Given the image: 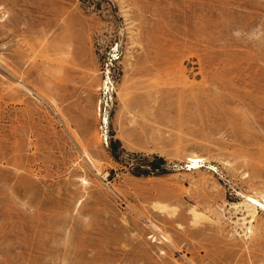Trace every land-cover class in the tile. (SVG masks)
<instances>
[{"label":"rangeland","instance_id":"obj_1","mask_svg":"<svg viewBox=\"0 0 264 264\" xmlns=\"http://www.w3.org/2000/svg\"><path fill=\"white\" fill-rule=\"evenodd\" d=\"M263 187L264 0H0V264H264Z\"/></svg>","mask_w":264,"mask_h":264},{"label":"bare ground","instance_id":"obj_2","mask_svg":"<svg viewBox=\"0 0 264 264\" xmlns=\"http://www.w3.org/2000/svg\"><path fill=\"white\" fill-rule=\"evenodd\" d=\"M102 86H103V88H107V85H105L104 82H103ZM117 95H119V97L122 98V96L119 92ZM177 154L184 157V159L186 160L187 164L190 167V171L192 169H195V170L199 169L200 167H202L204 165L203 163L207 160L206 157L199 155L196 152L189 150V149L184 150V151L178 149ZM212 167H214V166H212ZM208 168L211 169V167H208ZM82 181L85 182L86 180L82 179ZM241 204H242L241 206H243V208L245 209V212H244L245 214L242 217V221L245 222L246 220H248L249 226L247 227V229H248V232H251L252 231V229H251L252 228V222H254V221L257 222L258 207H260L262 209V213L264 214V187L258 189L257 191H254L252 193L243 194V200H242ZM158 208L165 209L166 206L159 204ZM191 213L193 214L194 218L197 219L199 213L197 212V210L195 208H191ZM163 238H164V240H167L168 236L166 234H164Z\"/></svg>","mask_w":264,"mask_h":264},{"label":"trees","instance_id":"obj_3","mask_svg":"<svg viewBox=\"0 0 264 264\" xmlns=\"http://www.w3.org/2000/svg\"><path fill=\"white\" fill-rule=\"evenodd\" d=\"M114 146L111 148V150H112V152H114ZM157 161H158V163L157 162H155V161H153V162H151V171H154V170H156L157 168H159V163H161V162H163V159L162 158H160V157H158L157 158ZM149 171H146V170H141V169H137V170H135V173L136 174H142V173H148Z\"/></svg>","mask_w":264,"mask_h":264}]
</instances>
